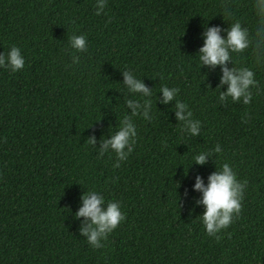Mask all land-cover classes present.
<instances>
[{"label": "trees", "instance_id": "16d2710c", "mask_svg": "<svg viewBox=\"0 0 264 264\" xmlns=\"http://www.w3.org/2000/svg\"><path fill=\"white\" fill-rule=\"evenodd\" d=\"M94 4L0 0V53L16 46L25 57L19 72L0 68V264H264V65L251 48L234 54L262 91L249 105L220 104L219 67L199 70L195 57L204 26L239 20L254 31L252 0H108L101 16ZM73 34H86L85 52L68 46ZM126 69L152 89L154 119H135L136 146L114 168V155L84 143L95 136L98 147L127 111L118 84ZM162 86L179 89L198 137L180 132L171 104L155 105ZM217 144L213 161L187 170ZM223 163L247 188L217 239L199 222L192 187ZM88 190L118 201L126 217L98 249L73 218Z\"/></svg>", "mask_w": 264, "mask_h": 264}, {"label": "clouds", "instance_id": "9594fccd", "mask_svg": "<svg viewBox=\"0 0 264 264\" xmlns=\"http://www.w3.org/2000/svg\"><path fill=\"white\" fill-rule=\"evenodd\" d=\"M108 0H95V15L105 14ZM252 10L256 18L254 31L242 27L239 20H234L227 28L220 26L207 27L201 33L202 46L195 57L201 68L215 69L219 67L220 75L216 89L220 104L227 101L249 105L253 99V89L260 94L262 89L256 79V72L252 67H235L233 55L251 48L254 54L255 64L264 65V0H252ZM225 16L231 18L233 13L225 10ZM223 33V34H222ZM68 46L75 52L87 50L86 34H73L68 37ZM74 64L79 62L78 56H73ZM231 64L232 67H228ZM25 67V57L21 49L12 46L9 51L0 53V68L8 69L12 73L21 71ZM123 77L119 93L122 94L123 106L127 110L113 129H107V136L103 134L99 139V146L95 136H90L85 145L93 149L98 157L106 154L114 155V168H119L121 163L127 161L132 154L136 143L138 131L135 119L152 121L153 96L152 89L146 87L143 79L138 78L132 71H120ZM221 89H225L221 91ZM155 97V105H172L174 119L180 124V132L189 137H198L201 130V122L193 118V114L187 103L178 99L179 89L162 86ZM222 147L217 144L210 151L196 152L192 156V165L204 166L214 155L222 153ZM186 170V173H187ZM247 188V181H241L229 163H223L219 170L213 171L203 180L200 175L195 176L192 191L199 193V199L195 200L196 206H202L203 212L198 216L205 233L209 237L219 239L218 234L225 231L239 217L242 209V201ZM81 206L74 213V219L80 221L79 234L86 238V242L93 249L102 248L104 241L125 220L121 204L118 201H106L98 191L88 190L80 197ZM82 218V219H81ZM230 235V234H229Z\"/></svg>", "mask_w": 264, "mask_h": 264}]
</instances>
